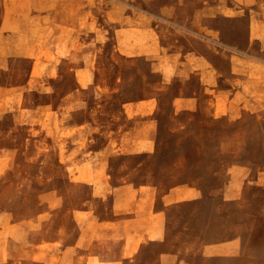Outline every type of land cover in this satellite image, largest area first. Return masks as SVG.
I'll return each mask as SVG.
<instances>
[{"label":"rangeland","instance_id":"rangeland-1","mask_svg":"<svg viewBox=\"0 0 264 264\" xmlns=\"http://www.w3.org/2000/svg\"><path fill=\"white\" fill-rule=\"evenodd\" d=\"M0 264H264V0H0Z\"/></svg>","mask_w":264,"mask_h":264},{"label":"crops","instance_id":"crops-1","mask_svg":"<svg viewBox=\"0 0 264 264\" xmlns=\"http://www.w3.org/2000/svg\"><path fill=\"white\" fill-rule=\"evenodd\" d=\"M141 195V194H140ZM13 228H17V226L16 225H13Z\"/></svg>","mask_w":264,"mask_h":264}]
</instances>
